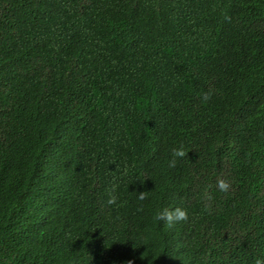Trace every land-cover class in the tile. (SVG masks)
I'll use <instances>...</instances> for the list:
<instances>
[{
  "label": "trees",
  "instance_id": "16d2710c",
  "mask_svg": "<svg viewBox=\"0 0 264 264\" xmlns=\"http://www.w3.org/2000/svg\"><path fill=\"white\" fill-rule=\"evenodd\" d=\"M258 258L264 0H0V264Z\"/></svg>",
  "mask_w": 264,
  "mask_h": 264
},
{
  "label": "clouds",
  "instance_id": "9594fccd",
  "mask_svg": "<svg viewBox=\"0 0 264 264\" xmlns=\"http://www.w3.org/2000/svg\"><path fill=\"white\" fill-rule=\"evenodd\" d=\"M205 98L207 99L208 96L210 95L209 93H205ZM175 155L177 156H183L184 152L182 149H176L175 150ZM172 164H175V160L172 161ZM219 187L222 190H227L229 187V184L225 181V180H220L219 181ZM144 198V194L141 193L140 194V199ZM116 195H111L110 199L108 200L109 204L115 203L116 202ZM189 217V212L186 208H182V207H176L174 209L168 208V207H162L161 209H159L156 212V219L158 221H163L165 222L167 225L172 226L174 225L176 222L178 221H184L187 220ZM132 264V261H131ZM256 264H264V261H262L261 259H257L256 260Z\"/></svg>",
  "mask_w": 264,
  "mask_h": 264
}]
</instances>
